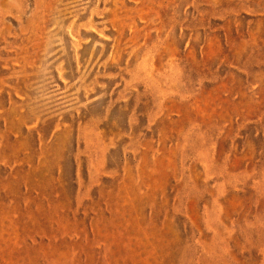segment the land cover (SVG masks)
Returning <instances> with one entry per match:
<instances>
[{
	"label": "rangeland",
	"instance_id": "374dc122",
	"mask_svg": "<svg viewBox=\"0 0 264 264\" xmlns=\"http://www.w3.org/2000/svg\"><path fill=\"white\" fill-rule=\"evenodd\" d=\"M0 264H264V0H0Z\"/></svg>",
	"mask_w": 264,
	"mask_h": 264
}]
</instances>
